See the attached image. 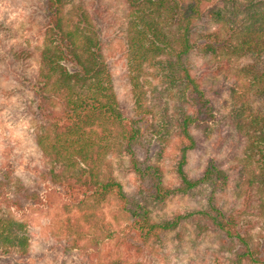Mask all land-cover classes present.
<instances>
[{
    "label": "trees",
    "instance_id": "16d2710c",
    "mask_svg": "<svg viewBox=\"0 0 264 264\" xmlns=\"http://www.w3.org/2000/svg\"><path fill=\"white\" fill-rule=\"evenodd\" d=\"M124 4L133 110L115 89L102 37L109 12L103 0H36L44 20L35 53L13 43L0 12V96L22 100L47 163L43 186L30 185L9 164L0 166V264H30L31 235L17 214L40 204L46 191L83 210L117 202L124 244L138 256L171 232L180 238L188 224L196 239L210 236L230 264H264V238L259 244L248 237L241 210L225 202L232 172L223 159L210 157L198 175L186 169L189 152L201 147L199 133L219 120L217 100L228 91L236 103L231 123L240 137L255 138L260 156L245 205L256 200L264 210V0ZM174 138L181 158L178 182L169 185L151 148L164 149ZM115 156L134 174L131 191L114 173ZM194 194L204 201L198 210L156 216L174 196ZM83 241L99 250L100 238L84 227Z\"/></svg>",
    "mask_w": 264,
    "mask_h": 264
},
{
    "label": "rangeland",
    "instance_id": "374dc122",
    "mask_svg": "<svg viewBox=\"0 0 264 264\" xmlns=\"http://www.w3.org/2000/svg\"><path fill=\"white\" fill-rule=\"evenodd\" d=\"M103 2L109 12L108 21L102 27V37L114 74L115 89L121 103L133 110L132 86L128 78L127 9L124 0ZM35 7L36 0H0L1 17L12 28L13 43L31 52L36 51L42 42L38 30L44 20L43 12H36ZM33 61V68H37L35 57ZM198 62L200 71H203L206 60ZM3 86L9 88L10 85ZM235 105L228 91L217 100L219 120L210 129L199 133L201 147L189 152L186 169L190 175H198L210 157L223 159L232 172L224 195L225 202L241 210L244 230L248 232V237L260 244L264 238V210L256 200L251 207H247L244 201L254 178L253 173L259 174L257 163L260 156L252 146L255 138L240 137L231 123ZM24 110L18 96H0V166L9 164L30 185L38 181L43 186L45 180L41 174L47 163L36 145L35 121L26 117ZM181 147L179 139L174 138L164 149H160L158 144L151 148L153 159L160 164L169 185L178 182L176 168L181 158ZM112 161L119 181L126 190H133L137 183L134 174L121 164L118 157H113ZM52 192L46 191V198L43 196L40 204L17 214V218L26 223L31 235L30 264H104L109 261L126 264H230L228 257L219 256L217 244L210 236L196 239L188 224L178 231L180 238L177 231L171 232L163 244H156L138 256L133 248L127 250L124 244L126 223L117 202L110 200L96 208L83 210L58 192ZM203 204L200 194L174 196L163 208L156 210V216L172 218L176 214L198 210ZM83 227L86 233L100 238L97 252L83 241Z\"/></svg>",
    "mask_w": 264,
    "mask_h": 264
}]
</instances>
